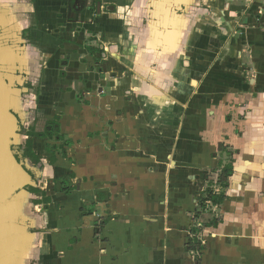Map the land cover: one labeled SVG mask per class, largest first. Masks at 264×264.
<instances>
[{"label":"crops","instance_id":"1","mask_svg":"<svg viewBox=\"0 0 264 264\" xmlns=\"http://www.w3.org/2000/svg\"><path fill=\"white\" fill-rule=\"evenodd\" d=\"M0 30L23 138L62 136L32 137L52 201L14 264H264V0H0Z\"/></svg>","mask_w":264,"mask_h":264},{"label":"water","instance_id":"2","mask_svg":"<svg viewBox=\"0 0 264 264\" xmlns=\"http://www.w3.org/2000/svg\"><path fill=\"white\" fill-rule=\"evenodd\" d=\"M10 91L0 73V264H14L19 250L30 239L29 226L16 219L13 207L34 181L13 148L21 121L13 111Z\"/></svg>","mask_w":264,"mask_h":264},{"label":"rangeland","instance_id":"3","mask_svg":"<svg viewBox=\"0 0 264 264\" xmlns=\"http://www.w3.org/2000/svg\"><path fill=\"white\" fill-rule=\"evenodd\" d=\"M157 1L160 2L161 0H157ZM164 1H167V0H163V2ZM202 1L203 0H200V2H202ZM193 2H195V0H193ZM209 4H210V2H209ZM199 5L200 4L198 3L197 7H200V6L203 8L208 7V6H205L203 4L200 6ZM193 9H194V7H193ZM97 15L101 16L100 13H98ZM3 34L4 33H2L0 30V35H3ZM6 38L9 39L10 36H7V37L3 38V40H0V44L3 43L2 41L6 40ZM1 45H3V44H1ZM23 60H24L23 58L17 59L18 66L21 69L18 72V71H16L17 66H15V64L12 62V59H10L8 57H3V58L0 57V73L3 75L4 85L6 87H8L9 89L11 88V83L13 82V79H15V77H17V79H19L18 83H17L18 86H17L16 92H15V98L17 100V103H16V105H14L13 109H15L14 112L20 117L21 122H20L19 130L17 131L16 136L12 140L13 141V148L16 151V153L21 156V158H22L21 160L25 164V166L30 171H32V173H34V175H33L34 180L37 183L34 182L32 187L34 185H36V187H40L39 182L41 181V177H42L41 170H39L40 167L37 168L38 165L36 167V166L32 165V163H31L32 161L23 158L24 146L26 145V142H27L26 138H23V137L25 136V134L28 133V128H29L28 123L31 122V119L33 117L32 111L35 110V107H34L35 104L30 102L31 100L29 99V96H28L29 93L31 92L30 90H32V89H30L29 93L26 95V92H28V88L25 86V82L23 80V77L26 76L25 75L26 71L24 69V66L25 67H29V66L24 64ZM34 67L36 68V66H34ZM12 76H13V78H12ZM22 146H23V148H21ZM33 164L36 165L39 163L33 162ZM220 173H221V171H220ZM214 177H215V175H214ZM43 198H44V195L29 193V191L24 192L21 196L18 197L17 204H16V206L13 207V212H14L15 217L16 216L20 217L22 219H25L26 221H29V219H32V216L35 212V210L32 207L35 206L39 211V206H40L37 203H34V200L37 199V200L43 202ZM32 210H33V212H32ZM34 231H37V230L35 229ZM38 237H39V235H37V241H38ZM32 254L33 253H31V256H32Z\"/></svg>","mask_w":264,"mask_h":264},{"label":"trees","instance_id":"4","mask_svg":"<svg viewBox=\"0 0 264 264\" xmlns=\"http://www.w3.org/2000/svg\"><path fill=\"white\" fill-rule=\"evenodd\" d=\"M96 9V5H93L91 7V12L93 13ZM63 76V73H62ZM49 136H51L52 138L54 137V135L58 136V139L62 138V136L60 135V122H59V118L56 117L51 123L48 124L47 129L45 131V133H29L28 136H30V138L27 140L26 145L24 146V153H23V158L24 159H28L34 163H39V158L37 157L36 153L33 150V140L32 137H41V138H47ZM23 148V146L21 147ZM17 158L19 161H22L21 156L19 154H16ZM31 174L32 171L28 170ZM232 176V165L231 164H227L224 166L222 173H221V177H220V181L219 183L225 187L228 188L229 186V179ZM26 191H29V193H34V194H40V195H44L43 198V202L39 201V200H34V203H37L39 206V210L42 212L47 211V205L49 203H51V198L50 197H46L45 193H43L41 190L32 187V185L28 186L26 189ZM225 199V195L224 194H216L214 192V190L212 188H209L201 197L200 199V210L198 211V213L196 214V218H199L200 214H202L203 212H211V205L207 204V201H211L213 203V205H218L220 203H222V201ZM44 203L45 206H41V204ZM212 205V206H213ZM216 220L213 222V225H215ZM193 232L196 231V229L192 230ZM191 249L192 251L194 250L192 248V242H191Z\"/></svg>","mask_w":264,"mask_h":264}]
</instances>
